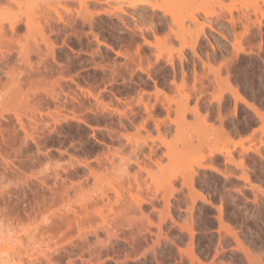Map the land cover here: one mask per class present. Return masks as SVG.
I'll return each instance as SVG.
<instances>
[{
	"label": "rangeland",
	"instance_id": "1",
	"mask_svg": "<svg viewBox=\"0 0 264 264\" xmlns=\"http://www.w3.org/2000/svg\"><path fill=\"white\" fill-rule=\"evenodd\" d=\"M25 1L29 9L24 8L22 0L23 13L29 10L25 14L32 22L43 23V18L38 17L40 12L56 6L54 2L60 0ZM62 1L64 6L79 8L77 0ZM167 1L171 10L178 13L176 15L182 11L179 17L194 4H200L197 7L203 5L207 11L214 10L216 15L220 12L223 16L221 12L231 11L233 18L241 14V18L245 14L250 18L246 21V15L243 19L238 17L243 23L234 19L238 21L233 27L234 35L237 33L232 35L235 39L231 36L233 30H227L231 25L226 23L228 14L224 16L228 19L223 17L221 21V15L216 21V15L209 16L214 19L210 20L212 25L203 20L202 13L197 14L198 23H204L203 36L196 43L197 53L186 47L179 54L177 40L172 39L170 43L178 52L164 40L165 23L171 20L167 17L169 15L166 16L169 20H164L161 11L152 12L148 6L142 7V11L130 10L124 2L90 0L86 1L90 13L85 15V11H81L85 19L78 17L74 8L70 14L59 8L65 20L67 16L71 19L74 16L73 22L77 21L75 25H66L70 28L74 25L72 32L69 27L65 30V25L61 26L59 21L54 24L64 32L57 31L55 35V32H46L55 41L54 54L46 53L45 48H41L46 53L42 55L44 59L37 52L31 53L32 69L16 51L8 55V61L0 62V249H9V253L14 255L13 264H264V141L261 140V137L264 139V126H261L264 118L259 119L251 110L249 112L240 101L235 103L229 91L234 88L240 90L245 100L253 102L260 112L264 111V0H194L193 6L188 2L186 5L184 0L183 5L181 0ZM115 6L121 10L113 9ZM15 11L18 12L17 6L12 5L10 14L13 16ZM137 11L145 17L149 15L147 18L158 21L161 18L159 24L164 21V28L156 32L157 26L150 24L156 32L152 33L149 26L136 22L142 16ZM234 13L237 16L234 17ZM186 20L189 21L184 18L185 29L191 24ZM222 22L229 25L223 27ZM218 25H222L221 28ZM242 25L248 29L247 32L242 30ZM134 26L146 28L148 34L143 30L144 38L153 45L152 49L149 48L153 54L145 49L142 34ZM193 26L196 30L194 24L188 27L192 30L190 35L186 29V40L188 36L191 41V35L195 34ZM222 27L229 35L222 33ZM38 33L33 31L29 39L35 37L38 40ZM222 34L228 36L231 43ZM5 36L8 38L7 34ZM17 38L20 41L23 36ZM17 38L15 36L16 41ZM3 40L5 43V38ZM29 43L32 44L31 41ZM0 47L3 48L2 44ZM138 47L146 55L141 52L139 55ZM115 51H120L119 55ZM154 53L160 56L156 66ZM170 54L174 57L178 54L176 59L172 56V65L165 59L170 58ZM179 55L184 58L183 63L178 60ZM138 56H141L140 60ZM148 59L154 64L150 65L153 62ZM139 64L152 67L145 68L147 72L141 70ZM179 64H183L182 68ZM216 68H219L218 73L214 72ZM144 71L152 76L148 78ZM14 76L21 81L19 92L13 84L12 87L10 85ZM29 79L35 81V85ZM182 82L185 85L177 91L176 86ZM156 88L160 93L156 94ZM46 89L49 93L45 92ZM185 93L190 96L186 102L188 110L182 119L177 111L180 102H185L182 98ZM218 94L221 95L219 107ZM257 102L259 106L255 104ZM103 103L108 105L106 109L102 107ZM145 103L148 110H145ZM194 105L199 108L197 116L192 111ZM32 107L36 109L33 115ZM14 110L28 129L27 138H24ZM56 110L60 112L56 114ZM49 113L58 119L57 124L55 120L52 122V114ZM219 114L222 120H217ZM201 115L204 118L208 116L205 125ZM65 117L63 121L61 118ZM252 118L257 120L256 125ZM34 124L38 128H33ZM239 125L245 126L248 132L252 128V133L247 134L246 128L242 131L244 127ZM235 126L241 127L238 128L241 132H235ZM216 127L231 129H228L230 139L219 133ZM249 136L255 137L254 140ZM240 137H245L243 146L252 147V152L242 153L241 147L233 146V141L243 139ZM190 138L192 142H189ZM258 139L263 141L262 145ZM218 149L229 150L235 158L231 156V161L226 163L229 157L225 159L219 155L215 152ZM255 149L260 151V157ZM210 150H215V161L207 156ZM150 151L153 152L151 155ZM249 151L253 155L250 156ZM132 158L134 162L136 159L139 161L141 169L131 163ZM237 160L242 169L234 167L233 161ZM244 161L246 167L243 166ZM124 164L130 167L127 173L122 168ZM89 167L95 174L89 173ZM189 170L195 171L191 184L187 179ZM55 172H58V177ZM246 173L249 179L243 181ZM71 182L76 185L71 186ZM113 187L119 191L118 196ZM104 191L108 200L102 194ZM162 199H168L169 207ZM76 216L78 219L81 216V222ZM73 219L80 222L82 228L79 229L83 233L89 230L85 239L79 236V224L76 226Z\"/></svg>",
	"mask_w": 264,
	"mask_h": 264
},
{
	"label": "bare ground",
	"instance_id": "2",
	"mask_svg": "<svg viewBox=\"0 0 264 264\" xmlns=\"http://www.w3.org/2000/svg\"><path fill=\"white\" fill-rule=\"evenodd\" d=\"M24 1V8H28V5H26L25 4V0H23ZM57 1H59V0H57ZM76 1V0H75ZM77 1H79V8H74V12L75 13H77V16L79 17H81V18H86L85 16H84V14L85 15H88L87 13H90L89 11H88V6L86 5V1L88 2V1H90V0H77ZM92 1H97V2H101V0H92ZM109 1V0H108ZM115 1H117V2H124L125 4H126V6H127V0H115ZM182 1V0H181ZM186 3L188 2V3H190L192 6H193V2H194V0H184ZM184 1H182V2H184ZM61 0L59 1V2H54V3H56V4H54V5H56V6H50V7H47V8H45L46 10H44V11H42V12H40V14H39V16L38 17H40V18H43V23H45V24H43L42 22H32V20L28 17V14H25L26 12H28L29 13V10L28 11H26L25 13H23V8L21 9V6H22V0H0V45L2 44V46H3V48H1L0 47V58H1V60H0V62L1 61H5V60H7V57H8V55H12V52L14 51H16V53L20 56V58H24L25 60H29V55L31 54V53H34V54H36V52H37V55L39 56V55H41V57H42V55L44 54H46V53H50V54H54L53 52L55 51L54 50V47H56V45H55V41H53V39H50L49 37H50V35L48 36L47 34H46V32L47 33H54L53 35H55V34H57V31L58 32H64V30H62L61 31V27L60 28H58L57 26H58V24H57V26H55L56 24H54V22L55 23H57V21H59V22H62V25L61 26H63V24L65 25V30H68L66 27H69L70 28V26H66V25H72V23H76V21L77 20H75L74 22H73V19H74V16H73V19H71L70 17H66V20H65V18H64V16H62L63 14L60 12V9L59 8H61V10L63 9V11L64 12H66L67 14L69 13H71L72 12V9L73 8H70L69 6H64V5H62V3H63V1L61 2ZM167 2H168V4H167ZM182 2H180V4L181 5H183V4H185V2L184 3H182ZM165 3H166V5H165ZM186 4V5H189V4ZM195 3V2H194ZM196 3H197V1H196ZM169 1H167V0H146V5L145 6H148L149 8H150V10L152 11V12H155V11H161L162 13V15H163V18H164V20H166V18L167 17H169V18H171V20H170V22L167 24V23H165L164 21L162 22L163 24L165 23V25L167 26V30L165 31V33H164V30L165 29H163V31H162V33H164V40H166L167 42H168V44H173V43H170V42H172V39H175V40H177L178 41V43L177 44H179L178 45V47L177 48H179V49H177L178 51H179V54H181V51L182 50H185L186 49V47L188 48H190L191 49V51L195 54V53H197L196 51V43L198 42V40H200L199 38L201 37V35H202V30H204L203 29V24L204 23H198V18H197V14H199V13H202L201 14V16L203 15V17H204V19L203 20H206L207 22H209L208 24H211L212 25V21L210 22V20L213 18V17H211V19L209 18V16H211V15H213L214 14V10H212V12L209 10V11H207L206 9H208L207 7H205V6H203V8H202V6L201 7H197V6H200V4H197V5H195L194 4V6L192 7V8H190L188 11H187V13H186V11H185V13L182 15V17H179L182 13V11L179 13V16L178 15H176V14H178L177 12H175L174 13V11H172L171 10V7L169 6ZM12 5L13 6H17V10H18V12L17 11H15V14L12 16L10 13H11V7H12ZM25 6H27V7H25ZM196 6V7H195ZM72 7V6H71ZM142 7H144V6H142ZM114 8H120L119 6H115V7H113V9ZM29 9V8H28ZM79 9V10H78ZM87 9V10H86ZM117 9V10H118ZM229 9V8H228ZM228 9H226L227 11H228ZM231 9V8H230ZM22 10V11H21ZM39 10H40V8H39ZM119 10H121V8L119 9ZM135 10H139V9H135ZM261 10V9H260ZM13 11V10H12ZM20 11V12H19ZM83 11H85V12H82ZM141 11H142V9H141ZM140 11V12H141ZM221 11V10H220ZM223 11V10H222ZM226 11V12H227ZM17 12V13H16ZM105 12V11H104ZM135 12V11H134ZM138 12V14H140V15H142V12L141 13H139V11H137ZM224 12V11H223ZM223 12H221L222 14H223V16L220 14V12H218L219 13V15L217 14L216 15V12H215V14L213 15V16H215L216 15V18H215V21L217 20V17H218V19H219V17H220V15L222 16L221 18H220V21L222 20V18L225 16V15H227L228 14V16H229V19H228V17H227V19H225V17H224V19L225 20H227L228 22H226V23H230L231 25H227L228 27H227V30L229 29V30H233V34H231L232 33V31L230 32V34H231V36L232 35H234V25H235V27L237 26L236 24L238 23V21L240 22V23H243V21H240L241 19H243L244 17H245V15H244V12H243V18H241V16H242V14H241V16L240 15H235V13H234V17L235 16H237V18L235 17V18H233V13H231V11H228V13H223ZM232 12H234V11H232ZM65 13V15H67ZM79 13H81V14H83V16H81ZM144 13V12H143ZM237 13V12H236ZM241 13V12H240ZM263 14V16H264V12H262ZM24 14V15H23ZM79 14V15H78ZM156 14V13H155ZM11 15V17H9ZM21 15H23L24 16V20H23V17H21ZM76 15V14H75ZM91 15V14H90ZM143 15H145V14H143ZM141 16V17H139L138 18V20H136V22L137 21H139L138 23L140 24V23H142V24H144L145 25V27L147 26H149L148 28H151V26H150V24L151 25H156L157 26V30H156V32L159 30H162L161 29V27H163L162 25L163 24H159V23H161V22H159V21H161V18L160 17H162V16H160V17H158V18H160V20L158 21V20H156L155 18H147V17H145V16ZM167 15H169V16H167ZM54 16H56V19L54 18ZM77 16H75L76 18H78ZM117 16H119V15H117ZM122 16V15H121ZM167 16V17H166ZM200 16V17H201ZM247 17L249 16V15H246ZM71 17H72V15H71ZM152 17H153V15H152ZM238 17H240L241 19H238ZM67 18H69V20L71 19L72 21L70 22H68L67 20ZM145 18H147V21H148V23H146V24H149V25H146L145 23H143L144 22V20H145ZM157 18V17H156ZM169 18H167L168 20H169ZM184 18H187L189 21H190V23L191 24H194L195 26H196V30H195V27H194V30H193V32H195V34H192L191 35V41L189 40L190 39V37L188 38V36H186L187 37V40H189V41H187L186 39H185V32L191 27H189V25H191V24H189V25H187L186 27V29H185V25H184ZM250 17H248L247 19H246V17H245V20L246 21H248V19H249ZM84 19H82V20H84ZM223 19V20H224ZM234 19L235 20H237L238 19V21H234ZM52 20H54L53 22H52ZM154 20L155 21H157L158 22V25H157V22L155 23L154 22ZM167 20V21H168ZM212 20H214V19H212ZM51 21V22H50ZM166 21V22H167ZM187 21V20H186ZM189 21H187L188 23H189ZM202 21V20H201ZM246 21H244V22H246ZM4 22H6L7 24V26L4 24ZM136 22H135V25H137V26H139L138 24H136ZM155 24H154V23ZM236 24H235V23ZM258 22H260V21H258ZM53 23V24H52ZM75 23H74V25H75ZM91 23V22H90ZM186 23V22H185ZM206 23V22H205ZM218 23H220V22H218ZM54 26H52V25ZM207 23L205 24V25H208ZM221 24V23H220ZM222 24H223V27H224V23L222 22ZM246 24V23H245ZM245 24H243V25H245ZM73 25V26H74ZM210 25V26H211ZM213 25H214V23H213ZM225 25V26H226ZM242 25V28H244L245 26H246V28H248V26L247 25H245V26H243ZM73 26H72V28H70V30L69 31H71L72 32V29H73ZM156 26H154V27H156ZM215 26V25H214ZM218 26H220L219 28H221V26L222 25H218ZM217 26V27H218ZM57 27V28H56ZM76 27V26H75ZM189 27V28H188ZM207 27V26H206ZM212 27V26H211ZM223 27H222V29H223ZM230 27H232V29L230 28ZM134 28H137L139 31H140V33L142 34V37H143V40H144V43H146V47H145V49H149L151 46L153 47V45H151L150 44V42L148 43L147 41H145V38H144V33L146 32V28H141V27H135L134 26ZM164 28V27H163ZM208 28H209V25H208ZM47 29V30H46ZM60 29V30H59ZM76 29V28H75ZM137 29H136V31H137ZM152 30H151V32L152 33H156L155 32V30H154V28H151ZM156 29V28H155ZM212 29V28H211ZM23 30V32H21ZM143 30H145V32L143 31ZM224 30V31H223ZM222 30V33L224 32V34H227V35H229V32L228 33H226L225 32V28ZM236 30V29H235ZM243 31L245 30V28L244 29H242ZM247 31H248V29H246ZM245 30V31H246ZM33 31H38V32H40V33H38L39 34V36H40V38L37 40L35 37H33V40H30L32 37L31 36H33ZM150 31V30H149ZM189 31V33H187L188 35H190L191 34V32H192V30L191 29H189L188 30ZM202 31V32H201ZM219 31V30H218ZM220 31H221V29H220ZM246 31V32H247ZM201 32V33H200ZM23 35H22V34ZM221 33V32H220ZM219 33V34H220ZM236 33V32H235ZM8 35V38L5 36V35ZM145 34H148V32H146ZM237 34V33H236ZM235 34V35H236ZM241 34V33H240ZM23 36V39H24V41H23V39H21L22 38V36ZM58 35H59V33H58ZM57 35V36H58ZM223 35V34H222ZM221 35V36H222ZM234 35V36H235ZM15 36H16V38L17 37H19L20 36V39L22 40H20L21 42H24V43H21L18 39L19 38H17V41H16V39H15ZM203 36V35H202ZM225 35H223L222 37H224ZM234 36H232V38H235ZM242 36H243V33H242ZM5 38V40H6V42H7V40L9 41V42H5V43H3L2 41H4L3 39ZM29 37H31L30 39H29ZM226 37V36H225ZM228 37V36H227ZM227 37L226 38H224V39H227ZM237 37V36H236ZM3 38V39H2ZM54 38V37H53ZM204 38V37H203ZM229 38V37H228ZM238 38V37H237ZM15 39V40H14ZM236 39V38H235ZM13 40H14V42L16 43V45L14 46V42H13ZM40 40V41H39ZM175 40H174V42H175ZM205 40V39H204ZM234 40V39H233ZM29 41H31L32 42V44L31 43H29ZM96 41H97V39H96ZM166 41H163V42H166ZM203 41V40H202ZM226 41H229L228 39L226 40ZM236 41V40H235ZM166 42V43H167ZM230 43H231V41H229ZM234 42V41H233ZM233 42H232V44H233ZM13 43V44H12ZM42 43V44H41ZM203 43V42H202ZM230 43H229V45H230ZM140 44V43H139ZM211 44H213V43H211ZM231 44V45H232ZM237 44V43H236ZM5 45V46H4ZM41 45V46H40ZM43 45V46H42ZM138 45V44H137ZM144 45V44H143ZM197 45H199V44H197ZM201 45V44H200ZM141 46V45H140ZM211 47H212V45H210ZM234 47H235V49H236V51H237V45H233ZM232 46V47H233ZM106 47V46H105ZM107 47H109V46H107ZM170 47H172V50L174 49V51H176L175 50V48H174V46L173 45H171ZM234 47H233V49H234ZM41 48H45L46 49V51L45 50H42ZM142 48V47H141ZM185 48V49H184ZM198 48V47H197ZM213 48H214V46H213ZM137 49V48H136ZM138 49H140L139 47H138ZM136 50V51H139V50ZM150 49H152V48H150ZM150 49H149V51H150ZM233 49H232V52L234 53V51H233ZM234 49V50H235ZM2 50H4V52L5 53H2L3 51ZM42 50V51H41ZM72 50V49H71ZM135 50V49H134ZM144 50V49H143ZM171 50V51H172ZM196 50V51H195ZM46 53H45V52ZM178 51H176V52H178ZM200 51V50H199ZM198 51V52H199ZM215 51V50H214ZM235 51V53H237ZM41 54H40V53ZM44 52V53H43ZM120 52V51H119ZM119 52H116L115 51V54H117V55H119ZM141 52V49H140V51H139V53ZM145 52H146V50H145ZM151 52V51H150ZM150 52H148L149 53V55H151L150 54ZM184 52V51H183ZM183 52H182V54H183ZM231 52V53H232ZM139 53H135V54H139ZM142 53V52H141ZM141 53L139 54V55H141ZM152 54H153V52H151ZM171 53V52H170ZM5 56H4V55ZM143 54V53H142ZM161 54V53H160ZM121 55V54H120ZM137 55H135V56H137ZM143 55H146V54H143ZM159 55V53L158 54H155L154 53V56L156 57V59H155V57H153L154 58V60L155 61H157L158 59H159V57L160 56H158ZM177 55L178 54H176V56L175 57H177ZM235 55V54H234ZM31 56V55H30ZM162 56V55H161ZM171 56V57H170ZM170 56L168 55L167 57H170V58H165V59H167V64L169 63L170 65H172L173 64V61H172V56H173V54H170ZM186 56H188V55H186ZM195 56V55H194ZM140 57V58H139ZM147 57V56H146ZM174 57V56H173ZM174 57V58H175ZM179 58H178V60H180V62L181 63H183V57H182V55H179L178 56ZM207 57V56H206ZM211 57V56H210ZM213 57H215V56H213ZM229 57V56H228ZM227 57V58H228ZM43 58V57H42ZM137 58V57H136ZM138 58H139V60L141 59V56H138ZM137 58V59H138ZM143 58H144V56H143ZM148 58H149V56H148ZM152 58V56H151V59H153ZM162 58H164V57H162ZM188 58V57H187ZM41 59V58H40ZM44 59V58H43ZM137 59H132V61L133 60H137ZM176 59V58H175ZM189 59V58H188ZM212 59V58H211ZM9 60V59H8ZM7 60V61H8ZM115 60V59H114ZM146 60V59H145ZM148 60H150V59H148ZM185 60H186V58H185ZM195 59H193L192 60V62L194 61ZM207 60H209V58H207ZM26 61V63H27V67H29L30 66V68H31V64H33V63H31L30 62V60H29V64H28V62ZM131 61V60H130ZM142 61H144V60H141L140 62H142ZM147 61V60H146ZM145 61V62H146ZM159 61V60H158ZM156 62L155 64H154V62L153 61H151L150 60V62L152 63V64H150V65H155L156 66V64L157 63H159V62ZM163 61V60H162ZM161 61V62H162ZM188 61V60H187ZM225 61V60H224ZM226 61H228V60H226ZM139 62V63H140ZM208 62V61H207ZM5 63H7V62H5ZM166 63H165V65H166ZM203 63V62H202ZM222 63H223V61H222ZM227 63V62H226ZM225 63V64H226ZM141 64H143V63H141ZM141 64H139L140 66H138L141 70H146L145 68H148V67H145V66H141ZM225 64H222V66L224 65L226 68H227V66L225 65ZM180 65V64H179ZM229 65V64H228ZM33 66H34V64H33ZM32 66V67H33ZM113 66V65H112ZM146 66H147V64H146ZM154 66V67H155ZM163 66V65H162ZM168 66V65H167ZM174 66V65H173ZM173 66H171V68L173 67ZM181 66V65H180ZM182 66H183V64H182ZM182 66H181V68H182ZM205 66H207V65H205ZM220 66L221 65H219V68H220ZM111 67V66H110ZM142 67V68H141ZM144 67V68H143ZM150 67H152V66H150ZM159 67H161V65H159ZM224 67V68H225ZM116 68V67H115ZM176 68V67H175ZM219 68H216L215 70H214V72L215 73H218L219 72ZM32 69V68H31ZM164 69H165V67H164ZM194 69V68H193ZM229 69V68H228ZM227 69V72L229 71ZM39 70V69H38ZM112 70H113V67H112ZM141 70H138V71H140L141 73L143 72V71H141ZM155 70V69H154ZM195 70V69H194ZM211 70H212V68H211ZM111 71V70H110ZM147 71V70H146ZM146 71H144V73L146 72ZM153 71V70H152ZM152 71H149V72H152ZM157 71V70H156ZM113 72H115V70H113ZM148 72V71H147ZM147 72L145 73L146 74V76L148 77H151L150 76V74H148L147 75ZM154 72V71H153ZM152 72V73H153ZM182 72H183V69H182ZM151 73V74H152ZM114 74V73H113ZM229 74V73H228ZM16 75H18V74H16ZM15 75V76H16ZM174 75V74H173ZM15 76H14V78H13V82L10 84L11 85V87H12V84L15 86V88L17 89V92H19L18 90L19 89H21L22 87H20L21 86V84H20V82L21 81H17V79L18 78H16L15 79ZM138 76V75H137ZM194 76H195V74H194ZM219 76V75H218ZM228 76L229 75H227V78H228ZM113 77V76H112ZM148 77V78H149ZM173 77H176V75L175 76H173ZM196 77V76H195ZM226 77V76H225ZM230 77V76H229ZM30 78V77H29ZM15 79V80H14ZM152 79V78H151ZM183 79H185V78H183ZM229 80H230V78H228ZM20 80V79H19ZM29 80H31V79H29ZM29 80H28V82H29ZM153 80V79H152ZM173 80V79H172ZM171 80V81H172ZM194 80H195V78H194ZM196 80H198V78L196 77ZM220 80V79H219ZM32 82V84H34L35 85V81H33V80H31ZM229 81H226V85L227 86H230L229 85V83H228ZM39 83V82H38ZM56 83V82H55ZM153 83V82H152ZM31 84V85H32ZM153 84H156V83H153ZM172 84H173V82H172ZM194 85H195V83H193ZM30 85V86H31ZM34 85H32V86H34ZM183 85H185L183 82L181 83V85H177L176 86V88H177V91H178V88H180V87H182ZM237 86V85H236ZM236 86H234V87H236ZM239 86V85H238ZM237 86V88L239 89V87ZM195 87V86H194ZM32 87H30V89H31ZM231 88H232V86H231ZM42 89H45V88H42ZM227 89H229V87L227 88ZM227 89H224L223 91H225V90H227ZM156 94L159 92L160 93V90L159 89H157L156 88ZM228 91V90H227ZM230 91V94H231V97L233 96V99H234V101H235V103L237 102V101H240L239 103H241L242 105H244V107H246V108H248L249 109V112H250V110L253 112V114H255L257 117H259V119H261V118H264V114L262 113V112H264V111H262V109L264 110V106L262 107V109H261V111L262 112H260L259 111V109L256 107V106H254L250 101H247V100H245L241 95H240V90L238 91L236 88H234V89H230L229 90ZM45 92L46 93H49V91H48V89H46L45 90ZM240 92V93H239ZM34 93H35V91H34ZM27 94V95H26ZM25 94V96H28V93H26ZM49 95H51V94H49ZM92 95V94H91ZM189 94H187V93H185L183 96H182V98L184 99V103H183V101H182V103L180 102V106H179V109H178V116L180 117V118H182L183 119V117H185L184 115H185V112L188 110V107H187V104L188 103H186L187 102V100H188V98H189ZM220 96L221 95H219L218 94V97L216 96V100H217V106L219 107V105H220V102H218L219 101V99H220ZM51 97L53 98V96L51 95ZM25 98H28V97H25ZM95 98H97V97H95ZM215 99V98H214ZM26 102L28 101V100H25ZM211 103V102H210ZM196 104H198V103H196ZM257 106H259L258 105V102L257 103H255ZM210 105H212V104H210ZM238 105V104H237ZM262 104H260V106H261ZM264 105V104H263ZM241 106V105H240ZM102 107H104L105 109L108 107V105L107 104H105V103H103V106ZM144 107H145V110H148V107H147V105H146V103L144 104ZM210 107V106H209ZM218 107L216 108V109H218ZM233 107H234V104H233ZM235 107H236V105H235ZM242 107V106H241ZM243 107V109H245ZM33 108V107H32ZM57 108V107H56ZM168 108V107H167ZM35 109V107L31 110V112H32V115H33V113H34V110ZM197 109H199L196 105H194V108H192V111H193V113H196V115L195 116H197V114H198V112H197ZM36 110V109H35ZM207 110V109H206ZM219 110V109H218ZM246 110V109H245ZM199 111V110H198ZM209 111V110H208ZM220 111V110H219ZM56 112V114H57V112H58V110H56L55 111ZM54 112V113H55ZM60 112V111H59ZM58 112V113H59ZM210 112V111H209ZM218 112V111H217ZM216 112V113H217ZM192 113V114H193ZM13 114L15 115V117L17 118V121H18V123H19V126H20V128L23 130V134H24V138L26 137H28L29 135V133H28V129H25V127H24V123L21 121L22 119L20 118V115L18 114V112H17V110H14L13 111ZM50 114H52V113H49V115ZM31 115V116H32ZM55 115V114H54ZM208 115V114H207ZM254 115V116H255ZM58 116V115H57ZM204 116V115H203ZM217 116V115H216ZM216 116H215V119H216ZM222 116V115H221ZM220 116V114H219V116L217 117V120L219 119V120H222V117ZM228 116V115H227ZM231 116V115H230ZM234 116V115H233ZM52 118L54 117L53 116V114H52V116H51ZM201 117V119H203V123H204V125L206 124L205 123V121H207L208 119V116H207V118H206V116H205V118L207 119V120H205V118L204 117H202V115L200 116ZM214 117V116H213ZM223 117H224V115H223ZM225 117H226V115H225ZM232 117V116H231ZM236 117V116H235ZM234 117V118H235ZM238 117V116H237ZM249 117H251V115L249 116ZM55 118V117H54ZM52 119V122L54 123V120H55V123L57 124L58 122V119ZM60 118V117H59ZM233 118V119H234ZM255 118V117H254ZM254 118H252V120H254ZM63 121L66 119V117L63 119V118H61ZM185 119V118H184ZM200 119V120H201ZM227 119H229V118H227ZM233 119H232V121H233ZM250 119V118H249ZM256 119V118H255ZM258 119V120H259ZM57 120V121H56ZM60 120V119H59ZM78 120H80V119H78ZM178 120H180V119H178ZM61 121V120H60ZM80 121H83V120H80ZM183 121H185V120H183ZM229 121V120H228ZM230 121H231V119H230ZM231 121V122H232ZM238 121V120H237ZM240 121V120H239ZM244 121V120H243ZM250 121V120H249ZM29 122H31V120H30V117H29ZM35 122V121H34ZM37 122V121H36ZM84 122V121H83ZM179 122V121H178ZM180 122H182V121H180ZM179 122V123H180ZM202 122H200V123H202ZM208 122V121H207ZM221 122V121H220ZM246 122V121H245ZM248 122V121H247ZM254 122H255V125L257 124L256 122H257V120L255 121L254 120ZM253 122V123H254ZM259 122V121H258ZM33 123V122H32ZM31 123V124H32ZM85 123V125H88L89 127H91L90 126V124L89 123H87L86 121L84 122ZM210 123V122H209ZM242 123V122H241ZM252 123V122H251ZM250 123V124H251ZM260 123V125H261V121L259 122ZM30 124V123H29ZM38 124V123H37ZM46 124V123H45ZM229 124H230V122H229ZM232 124V123H231ZM236 124H237V122H236ZM235 124V125H236ZM249 124V123H248ZM249 124V125H250ZM264 124V123H263ZM261 125L262 127L264 126V125ZM201 125V124H200ZM212 125V124H211ZM220 125V124H219ZM226 125V124H225ZM224 125V126H225ZM233 125H234V123H233ZM238 125V124H237ZM242 125V124H241ZM241 125H239V126H241ZM243 125H245V124H243ZM254 125V126H255ZM35 124L32 126L33 128H35ZM40 126V125H39ZM47 126H48V124H47ZM46 126V127H47ZM157 126V125H156ZM222 126V125H221ZM228 126V125H227ZM37 127V126H36ZM205 127V129H206V126H204ZM233 127V126H232ZM236 127V126H235ZM241 127H244L243 128V130L242 131H244V129L246 128L245 126H241ZM241 127H238V128H241ZM250 127H252V126H250ZM258 127V126H257ZM38 128V127H37ZM216 128H218L219 129V127H216ZM228 128V127H227ZM231 128V127H230ZM237 127L236 128H234V129H236L235 130V132L236 131H238L239 129H238ZM157 129H158V126H157ZM229 129V128H228ZM228 129H226V130H228ZM233 129V130H234ZM248 129H250V128H248ZM36 130V129H35ZM39 130V129H38ZM215 130V129H214ZM225 129H223L222 127H220V129L218 130L219 131V133H221L222 135H224V136H226V138L228 139L229 138V130H231V129H229L227 132H226V130L224 131ZM232 130V131H233ZM251 130H252V128H251ZM250 130V132H248L247 131V128H246V130L245 131H247L246 133L248 134V133H252V131ZM209 131H211L210 129H209ZM240 132H241V130H239ZM256 131V130H255ZM258 131H259V129H258ZM234 131H233V133H235ZM240 132H238V134L240 133ZM254 132V131H253ZM261 132V131H260ZM214 133V132H213ZM17 134V133H16ZM245 134V132L243 133L242 132V136H245L244 135ZM255 134H257V133H255ZM254 133H253V135H255ZM12 135H14V134H12ZM210 135V134H209ZM253 135H251V136H253ZM184 136V135H183ZM239 136H241V135H239ZM186 137H188V136H186ZM185 137V138H186ZM192 137V136H191ZM231 137V136H230ZM233 137V136H232ZM250 137V136H249ZM260 137V136H259ZM258 137V138H259ZM11 138H15L14 136L12 137L11 136ZM24 138H22V139H24ZM184 138V137H183ZM235 138V137H234ZM240 138H243V137H240ZM245 138V137H244ZM244 138L243 139H240L238 142L236 141V142H234L233 141V146L235 147V146H239V147H241V148H239V150L240 151H242V153L244 152V151H246L247 152V150H251V152H252V150H254V149H252V147H244L243 146V143H242V140H244ZM255 138V137H254ZM254 138H252V137H250V139L252 140H254ZM9 139V138H8ZM7 139V140H8ZM16 139V138H15ZM230 139V138H229ZM232 139V138H231ZM27 140V139H26ZM190 140H191V138H190ZM189 140V142H192V140L190 141ZM259 140V139H258ZM261 140H263L264 141V139H262V137H261ZM261 140H259L260 141V145H262L263 144V141H261ZM13 141H14V139H13ZM24 141H25V139H24ZM10 142V141H9ZM261 142H262V144H261ZM11 143V142H10ZM257 144V143H256ZM255 144V145H256ZM261 147V146H260ZM236 148V147H235ZM251 148V149H250ZM259 149V148H258ZM262 149V148H261ZM150 150H151V148H150ZM264 150V149H263ZM152 151H154V150H152ZM215 150H210L209 151V153H208V155L207 156H209V157H211L212 159L211 160H214V157L216 158V156L217 155H215V152H217V153H219V155H223V156H225V159L227 158V157H229V158H227V160H225V162L227 161V162H229V161H231V158L233 157L232 156V152L230 153V151L229 150H217V151H215ZM237 151V150H236ZM255 151H257L258 152V156L260 157V151H258L257 149H255ZM250 152V151H249ZM249 153L250 154V156L251 155H253L252 153ZM133 153H134V155L136 154L134 151H133ZM132 153V154H133ZM153 152H151L150 151V155L152 154ZM262 153V152H261ZM264 153V152H263ZM239 154V156H241L240 154H241V152L240 153H238ZM256 154V153H255ZM1 155V154H0ZM133 155V156H134ZM154 155V154H153ZM158 155V154H157ZM135 156H137V155H135ZM155 156V155H154ZM165 156V155H164ZM227 156V157H226ZM232 156V157H231ZM243 156H246V155H243ZM263 156H264V154H263ZM151 157V156H150ZM159 157V156H158ZM134 158V157H133ZM133 158L130 160V159H128L127 161L128 162H130L131 161V163H135L137 166H138V168L140 167V166H142V165H140L139 166V161L136 159L135 160V162L133 161ZM160 158V157H159ZM204 158V157H203ZM233 158H235V157H233ZM251 158V157H250ZM253 158V157H252ZM262 158V157H261ZM260 158V159H261ZM135 159V158H134ZM210 159V158H209ZM223 159H224V157H223ZM130 160V161H129ZM158 160H160V159H158ZM208 160V159H207ZM242 160V159H241ZM157 161V160H156ZM202 161V160H201ZM215 161V160H214ZM240 161V160H239ZM226 162V163H227ZM236 162V163H235ZM233 161V163H234V167L236 166H238V164H239V162H238V160L237 161ZM156 163V162H155ZM232 163V162H231ZM230 163V164H231ZM232 163V164H233ZM157 164V163H156ZM235 164H237V165H235ZM83 165V164H82ZM86 165V164H85ZM127 165V164H126ZM125 164L122 166V168L124 169L125 168V173H127V168H130V167H127ZM240 165V164H239ZM72 166V165H71ZM136 166V167H137ZM200 166V165H199ZM240 166H242V165H240ZM240 166H238L237 168H241ZM243 166H247L246 165V163H245V161H244V164H243ZM201 167V166H200ZM235 167V168H236ZM122 168L120 167V169L119 170H122ZM143 169L145 168V167H142ZM89 170V173H94L93 171H91V169H92V167H91V169H90V167L88 168ZM139 169H141V168H139ZM213 169L217 172L219 169H216L214 166H213ZM231 169V168H230ZM242 169V168H241ZM246 168H244V170H245ZM191 171L193 170V169H190ZM189 170V172H190V174H189V176H187V179L190 181V184H191V181H192V179H193V175L195 174V171H194V173H192L191 171ZM240 170V169H239ZM197 171V170H196ZM220 171V170H219ZM218 171V173H220ZM222 171V170H221ZM247 171V170H246ZM54 172V171H53ZM122 172H124V170L122 171ZM223 172V171H222ZM229 172V171H228ZM244 173H245V171H243ZM58 173V172H57ZM56 172L54 173V174H57ZM192 173V174H191ZM224 173V172H223ZM222 173V174H223ZM230 173H232L231 171H230ZM229 173V174H230ZM95 174V173H94ZM221 174V175H222ZM250 174V173H249ZM55 176H57L58 177V174L57 175H55ZM60 176V175H59ZM224 176H227L226 174L224 175ZM242 175H240L239 177H241ZM246 176V177H245ZM252 176V175H251ZM244 178H247V173H246V175L244 174L243 175V181H245V180H248L249 179V177L247 178V179H244ZM184 179H185V176H184ZM225 179V178H224ZM256 180H257V178H256ZM248 182V181H247ZM72 183V182H71ZM189 184V183H188ZM72 185H76V184H71V186ZM75 186H73L72 188H74ZM252 188V187H251ZM112 189H114L113 191H115L116 192V195L119 193V191L118 190H116L114 187L112 188ZM199 190V189H198ZM118 191V192H117ZM251 191V190H250ZM236 192V191H235ZM238 192H240V191H238ZM243 192V191H242ZM252 192V191H251ZM256 192V191H255ZM263 192V191H262ZM241 193V192H240ZM254 193V192H253ZM102 194L103 195H105L106 197H107V200L109 199L108 198V196H107V194L105 193V191H104V193L102 192ZM171 195V194H170ZM243 195V194H242ZM101 197H102V195H100ZM118 196V195H117ZM120 196V195H119ZM253 196V195H252ZM257 196V195H256ZM259 196H260V194H259ZM100 197V198H101ZM104 197V196H103ZM237 197V196H236ZM245 197V196H244ZM254 197V196H253ZM203 198V197H202ZM234 198V197H233ZM141 199V198H140ZM163 200V199H162ZM118 201V200H117ZM165 201V199L163 200V202ZM252 201H254V200H252ZM104 202V201H103ZM143 202V201H142ZM166 202V205L169 207V205L167 204L168 203V199L165 201ZM255 202V201H254ZM257 202V201H256ZM137 203V202H136ZM135 203V204H136ZM253 203V202H252ZM83 205V204H82ZM85 205V204H84ZM83 205V206H84ZM87 205V204H86ZM89 205V204H88ZM137 205V204H136ZM85 207H88V206H85ZM140 207V206H139ZM93 208H94V206H93ZM85 209H87V208H85ZM75 211V210H74ZM98 211H100L99 209H98ZM167 211V210H166ZM73 212V211H72ZM76 212V211H75ZM97 212V211H96ZM74 213V212H73ZM101 213V212H100ZM99 212H98V214H100ZM75 215H76V213H75ZM77 216H78V214H77ZM76 216V218L78 219L79 217H77ZM46 218V217H45ZM75 218V217H74ZM83 218V217H82ZM76 219V220H77ZM80 219H81V216H80ZM80 219H78V221L80 220ZM48 220V219H47ZM75 219H73V222H77L76 223V226H77V224H79L80 222H81V220H80V222H78V221H74ZM69 223V222H68ZM81 224H79V226H77L78 228H77V231H79L78 232V234H79V236L80 237H83L84 239H85V236L87 237V232L89 231V230H87V231H85L86 232V234L85 233H83L82 231H81V229H79V227H81L80 226ZM82 228V227H81ZM84 228V227H83ZM79 229V230H78ZM84 230V229H83ZM91 232V231H90ZM77 234V235H78ZM83 234H85V235H83ZM7 244V243H6ZM8 247V246H7ZM13 247V246H12ZM10 249H11V247H9ZM5 249H7V250H5ZM9 249L8 248H4V250L3 249H0V264H9L11 261L13 262V257H14V255H12V253H9L10 251H8ZM1 254H5V255H1ZM17 255V254H16ZM15 255V256H16ZM5 256V257H4ZM13 256V257H12ZM17 257V256H16ZM4 259V260H3ZM15 259V258H14ZM3 260V261H2ZM10 261V262H9ZM17 261V260H16ZM11 262V263H12ZM14 262H15V260H14ZM13 264V263H12Z\"/></svg>",
	"mask_w": 264,
	"mask_h": 264
},
{
	"label": "snow or ice",
	"instance_id": "3",
	"mask_svg": "<svg viewBox=\"0 0 264 264\" xmlns=\"http://www.w3.org/2000/svg\"><path fill=\"white\" fill-rule=\"evenodd\" d=\"M146 5V0H127V7L131 9H141L142 6ZM143 23H148L147 18H145ZM227 62V61H226ZM264 91V89H262ZM262 187H264V181H262Z\"/></svg>",
	"mask_w": 264,
	"mask_h": 264
}]
</instances>
